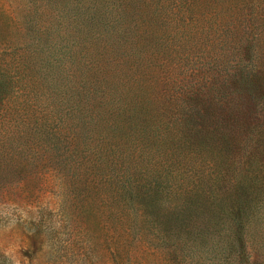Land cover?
Returning <instances> with one entry per match:
<instances>
[{
	"label": "rangeland",
	"instance_id": "rangeland-1",
	"mask_svg": "<svg viewBox=\"0 0 264 264\" xmlns=\"http://www.w3.org/2000/svg\"><path fill=\"white\" fill-rule=\"evenodd\" d=\"M217 1L215 23L244 19L249 39L211 30L168 63L204 104L206 142L140 169L137 194L154 196L150 208L139 198L122 204L107 170L103 180L86 167L74 188L57 165L17 168L2 145L27 122L3 115L10 101L0 99V264H264V0ZM29 5L0 0V56L10 61ZM252 38L262 70L240 53ZM0 71L13 81L7 89L15 84V70ZM177 132L179 142L189 134Z\"/></svg>",
	"mask_w": 264,
	"mask_h": 264
},
{
	"label": "trees",
	"instance_id": "trees-1",
	"mask_svg": "<svg viewBox=\"0 0 264 264\" xmlns=\"http://www.w3.org/2000/svg\"><path fill=\"white\" fill-rule=\"evenodd\" d=\"M216 1L30 0L20 52L11 61L0 56V70L16 77L7 89L6 78L13 81L0 71V99L10 101L3 115L27 122L6 136L5 155L17 168L57 165L74 188L86 167L103 180L107 170L122 204L139 198L150 208L154 196L137 194L140 169L167 150L206 142L198 137L207 129L204 104L196 107L194 86L184 92L168 63L208 41L211 30L249 39L244 19L215 23ZM251 40L240 53L262 70ZM177 129L189 132L182 142Z\"/></svg>",
	"mask_w": 264,
	"mask_h": 264
}]
</instances>
